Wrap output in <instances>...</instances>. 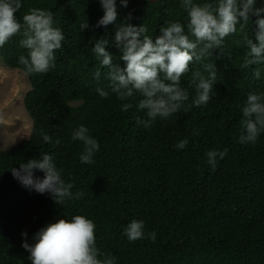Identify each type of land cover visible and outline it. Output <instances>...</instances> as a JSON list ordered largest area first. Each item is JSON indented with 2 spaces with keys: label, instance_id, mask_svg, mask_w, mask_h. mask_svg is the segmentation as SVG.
<instances>
[{
  "label": "trees",
  "instance_id": "trees-1",
  "mask_svg": "<svg viewBox=\"0 0 264 264\" xmlns=\"http://www.w3.org/2000/svg\"><path fill=\"white\" fill-rule=\"evenodd\" d=\"M181 4L128 0L124 8L116 0L117 26L130 12L128 22L143 25L144 35L153 39L173 21L194 40ZM255 6H264V0H256ZM31 8L50 10L53 26L65 39L55 53V68L27 75L30 89L23 104L32 119L30 136L0 149V264H31L30 254L21 247V233L26 232L32 244L39 229L74 215L93 221L96 246L113 256L115 264H264V132L254 145L239 142L247 95L264 93V62L242 67L248 51L243 37L255 41L256 17L243 32L237 25V33L226 36L222 47L212 52L217 81L208 104L182 109L168 120L157 118L145 128L137 123L147 119L145 111L136 108L139 94L120 101L114 93L102 98L96 91L109 85V69L92 51L96 40H108L106 51L123 67L114 47L116 24L93 27L103 15L98 0H21L17 20L22 23ZM86 21L89 28L81 31ZM20 39L17 34L0 48V64L23 71L19 57L28 50L19 45ZM205 63L209 61H193L181 77V87L189 93L186 106L196 95L189 87L191 74L199 70L207 76ZM122 103L133 107L124 112ZM80 125L99 143L91 165L80 162L83 145L71 139ZM41 133L51 142H44ZM183 139L188 144L178 149ZM224 149L226 156L217 159L213 170L206 153ZM44 154L62 169V179L73 184L71 192L82 193L80 199L55 205L48 193L29 191L12 177L11 168ZM34 175L43 178L39 170ZM133 220L143 221L145 239L130 242L123 235ZM151 232L155 241L147 238Z\"/></svg>",
  "mask_w": 264,
  "mask_h": 264
},
{
  "label": "clouds",
  "instance_id": "clouds-1",
  "mask_svg": "<svg viewBox=\"0 0 264 264\" xmlns=\"http://www.w3.org/2000/svg\"><path fill=\"white\" fill-rule=\"evenodd\" d=\"M103 15L93 27L116 24L114 30V47L119 50V61L123 67L114 63L113 56L106 51L109 41L96 40L93 53L102 58L100 63L109 69L108 90L98 87V95L107 98L114 93L120 101H128L137 94L139 99L136 108L145 111L147 119H138L137 123L151 128L157 118L168 120L182 109L187 111L192 106H206L212 98L217 73L210 57L214 50L222 47L223 40L230 34L243 32L252 17H256L255 41L244 35L243 42L247 46L242 67L264 62V6L256 7V0H215L203 4L193 0H182L181 7L187 10L188 31L194 37L190 40L180 22H167L160 28V35L154 39L147 35L143 26H135L128 21L132 19L129 12L117 26L116 0H98ZM121 7L128 6V0H120ZM21 8V0H0V48L13 36L19 34V45L28 50L27 56L19 57L23 65L24 75L45 74L55 68L56 51L61 49L65 39L60 28L54 27L50 10L31 8L22 17V23L15 13ZM89 28L86 22L80 24L81 31ZM209 63L203 65V75L199 70L193 71L189 87H194L195 97L186 106L189 93L181 87V77L189 71L193 61ZM98 70L94 78L98 79ZM259 78L260 71L254 72ZM132 103H122L121 110L127 112ZM242 134L241 144H255L264 132V93L251 92L241 107ZM32 120V119H31ZM194 134L195 131H194ZM44 142H51V137L41 133ZM71 139L83 145L79 160L83 164H94V156L99 151V143L93 138L89 129L80 125ZM187 139L178 142L176 147L184 149ZM227 149L223 151L209 150L207 162L215 170L217 159H223ZM34 170L43 173V178L36 177ZM12 177L22 187L38 194L48 193L55 205H63L66 199H80L82 193L71 192L73 184L62 179V169H58L49 154L41 159H28L18 168L10 169ZM95 224L82 215H74L71 220L58 219L39 229L32 237L34 243L27 242V233L21 247L30 255L31 264H115V258L102 252L96 246ZM143 221L133 220L123 229V235L130 242L145 239ZM147 238L155 241V232L148 233Z\"/></svg>",
  "mask_w": 264,
  "mask_h": 264
},
{
  "label": "rangeland",
  "instance_id": "rangeland-1",
  "mask_svg": "<svg viewBox=\"0 0 264 264\" xmlns=\"http://www.w3.org/2000/svg\"><path fill=\"white\" fill-rule=\"evenodd\" d=\"M29 89L30 82L23 71L0 64V149L30 136L32 120L23 104Z\"/></svg>",
  "mask_w": 264,
  "mask_h": 264
}]
</instances>
